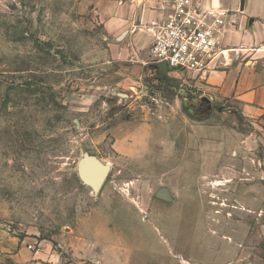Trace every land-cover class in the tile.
I'll return each mask as SVG.
<instances>
[{"label": "rangeland", "instance_id": "1", "mask_svg": "<svg viewBox=\"0 0 264 264\" xmlns=\"http://www.w3.org/2000/svg\"><path fill=\"white\" fill-rule=\"evenodd\" d=\"M112 2L0 0V264H32L31 246L52 264H204L226 245L230 263L244 228L264 246L233 207L243 183L264 187V124L187 72L133 79ZM124 127L147 136L116 140ZM88 155L110 168L100 193L79 177Z\"/></svg>", "mask_w": 264, "mask_h": 264}, {"label": "crops", "instance_id": "2", "mask_svg": "<svg viewBox=\"0 0 264 264\" xmlns=\"http://www.w3.org/2000/svg\"><path fill=\"white\" fill-rule=\"evenodd\" d=\"M203 6L211 11L225 13L226 24L219 38V47L226 51V58H221L202 76L187 74L195 78L197 85L204 83L211 100L230 102L238 108L243 117L264 124V0H245L243 10L241 0H204ZM166 8L167 5L158 0L109 4L105 14L108 19L107 30L110 33L131 32L133 53L140 56V62L134 63L137 74L133 79L141 80V72L148 67L147 55H150L152 38L147 28L166 18ZM121 131H116L119 134L116 140H140L147 136L128 132L126 127ZM130 150L127 148L125 153ZM240 187V195L233 205L240 216L239 223L247 225L249 223L245 220L251 219L253 226L255 223L256 226L261 225L264 235V224H261L264 213V187L260 182L243 183ZM222 189V195L230 198L228 187ZM222 206L229 207L228 204ZM253 231L254 227L252 234ZM248 232L244 228L241 235L233 238L239 240L238 248L235 249V260L229 263L232 256L228 255L229 246L226 245L221 251L207 252L204 255V264H243L246 259H249L246 264H264V246L260 243L249 244ZM227 238L224 237V240L228 242L231 238ZM211 242H215V239ZM36 255L32 264H52L60 260L47 246Z\"/></svg>", "mask_w": 264, "mask_h": 264}, {"label": "built area", "instance_id": "3", "mask_svg": "<svg viewBox=\"0 0 264 264\" xmlns=\"http://www.w3.org/2000/svg\"><path fill=\"white\" fill-rule=\"evenodd\" d=\"M119 4L136 3L137 0H110ZM167 5V16L147 28L152 38L148 76L154 77L159 85L156 66L163 62L169 68L168 78L181 68L183 71L204 75L226 51L219 47V38L225 27V13L211 11L203 6L204 0H158ZM155 102L159 103L157 99ZM36 254L41 248L30 247Z\"/></svg>", "mask_w": 264, "mask_h": 264}, {"label": "water", "instance_id": "4", "mask_svg": "<svg viewBox=\"0 0 264 264\" xmlns=\"http://www.w3.org/2000/svg\"><path fill=\"white\" fill-rule=\"evenodd\" d=\"M244 3L245 0H241V10L244 9ZM156 68L158 71V79H166L169 74L167 63L163 62L158 64ZM171 70L175 72L183 71L181 68H172ZM206 101L209 104V109H211L212 105L210 101ZM78 171L81 180L90 186L96 193L101 192L110 175V168L108 166L103 165L94 156L89 155L79 164ZM156 197L159 200L167 202L170 199V194L167 189H161Z\"/></svg>", "mask_w": 264, "mask_h": 264}, {"label": "trees", "instance_id": "5", "mask_svg": "<svg viewBox=\"0 0 264 264\" xmlns=\"http://www.w3.org/2000/svg\"><path fill=\"white\" fill-rule=\"evenodd\" d=\"M167 79H168V77H167L166 79L162 80L161 83H162V82H166Z\"/></svg>", "mask_w": 264, "mask_h": 264}]
</instances>
